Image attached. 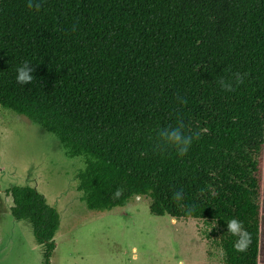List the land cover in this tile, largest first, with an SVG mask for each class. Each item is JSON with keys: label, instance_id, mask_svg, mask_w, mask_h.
I'll use <instances>...</instances> for the list:
<instances>
[{"label": "trees", "instance_id": "1", "mask_svg": "<svg viewBox=\"0 0 264 264\" xmlns=\"http://www.w3.org/2000/svg\"><path fill=\"white\" fill-rule=\"evenodd\" d=\"M24 62L34 80L21 87ZM235 72L244 84L223 91ZM0 107L83 157L75 190L89 210L145 197L152 215L212 223L222 264H258L264 0H44L39 11L0 0ZM177 121L199 139L183 157L154 152L156 130ZM3 193L48 264L56 210L29 186ZM233 218L252 235L246 252L226 231Z\"/></svg>", "mask_w": 264, "mask_h": 264}, {"label": "rangeland", "instance_id": "2", "mask_svg": "<svg viewBox=\"0 0 264 264\" xmlns=\"http://www.w3.org/2000/svg\"><path fill=\"white\" fill-rule=\"evenodd\" d=\"M83 157H67L58 140L25 117L0 107V264H42V247L26 220L9 213L3 190L34 188L58 214L48 264H222L214 226L202 219H174L148 212L133 197L109 211L89 210L75 190ZM264 219V142L259 165ZM257 262L264 264V225Z\"/></svg>", "mask_w": 264, "mask_h": 264}, {"label": "clouds", "instance_id": "3", "mask_svg": "<svg viewBox=\"0 0 264 264\" xmlns=\"http://www.w3.org/2000/svg\"><path fill=\"white\" fill-rule=\"evenodd\" d=\"M44 0H26V7L28 9L39 11L43 6ZM34 68L32 63L24 62L16 69V83L23 87L26 84L32 83L34 80ZM247 73L235 72L228 80L220 78L217 83L223 91L232 92L242 84H244ZM183 103V102H182ZM199 139L198 133L188 131L183 121H177L173 125H169L156 130L155 141L153 144V151L161 154L166 153L169 149L175 150L178 156H185L193 141ZM176 200L183 198V191L178 190L174 193ZM226 231L232 236L236 237L233 248L236 252H246L252 243V235L244 227L243 223L238 219H230L226 223Z\"/></svg>", "mask_w": 264, "mask_h": 264}]
</instances>
